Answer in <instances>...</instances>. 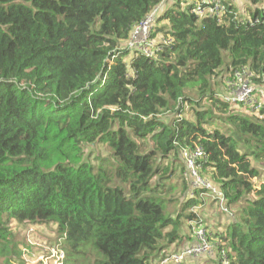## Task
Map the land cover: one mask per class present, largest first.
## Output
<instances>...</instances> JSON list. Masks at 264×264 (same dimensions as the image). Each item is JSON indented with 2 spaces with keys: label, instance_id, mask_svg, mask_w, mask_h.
I'll return each mask as SVG.
<instances>
[{
  "label": "trees",
  "instance_id": "trees-1",
  "mask_svg": "<svg viewBox=\"0 0 264 264\" xmlns=\"http://www.w3.org/2000/svg\"><path fill=\"white\" fill-rule=\"evenodd\" d=\"M221 1L218 21L188 0H0L1 256L15 254L11 221L57 225L62 264H156L193 243L179 233L199 194L186 168L174 214L163 195L181 148L197 144L200 172L227 207L222 232L201 222L207 238L228 264H264V175L254 164L264 163L263 90L246 116L214 86L242 66L263 81L264 4ZM162 2L151 27L160 49L128 48L133 26ZM98 145L109 157L95 166L85 149Z\"/></svg>",
  "mask_w": 264,
  "mask_h": 264
},
{
  "label": "built area",
  "instance_id": "built-area-1",
  "mask_svg": "<svg viewBox=\"0 0 264 264\" xmlns=\"http://www.w3.org/2000/svg\"><path fill=\"white\" fill-rule=\"evenodd\" d=\"M162 4L163 2L155 5L141 21L133 26L126 43L128 48L141 51L148 56L153 55L160 49L158 42L151 38V27L154 17ZM191 11L198 17L212 16L221 21V18L226 14L227 8L221 0H198L194 3ZM163 42H166V40H163ZM252 82L253 73L247 66L235 68L230 72L229 76L225 77V90L216 92L215 95H218L219 98L221 97L230 105L253 106L255 103L253 95L255 88ZM180 154L186 172L190 177L191 188L194 190L198 189L199 195H211V197L215 198L216 205L220 206L221 211L227 212L223 192L200 172L201 162L205 161L204 158H206L202 147L197 144L192 147H183L180 150ZM193 212L196 214V219L192 220L191 223L197 225L198 221H200L197 228L191 225L194 228V242L167 253L156 264H181L186 259L197 258L204 254L209 257L215 254L219 255L221 256L222 264H228L225 252L222 249L216 250L215 242L207 238V229L201 225V219L194 208ZM211 242H213V245ZM60 255L58 253L54 254L56 257L55 262H58V264H62L64 253L62 254L63 256L60 257Z\"/></svg>",
  "mask_w": 264,
  "mask_h": 264
},
{
  "label": "rangeland",
  "instance_id": "rangeland-1",
  "mask_svg": "<svg viewBox=\"0 0 264 264\" xmlns=\"http://www.w3.org/2000/svg\"><path fill=\"white\" fill-rule=\"evenodd\" d=\"M189 2H195V0H188ZM241 2V0H238ZM246 1L251 5L252 7L258 6L260 4H264V0H258V2L253 3L250 0H244L242 4L246 6ZM242 12H244L245 8H241ZM247 15V12H245ZM226 60H228L226 58ZM214 84V80H212ZM216 82V81H215ZM216 88L221 87L222 84H216L214 85ZM253 86L256 89H262V95H260V103L264 101V79L260 83H253ZM257 86V87H256ZM223 87L217 88L216 91L222 90ZM256 93H259L256 91ZM194 95V99H198L195 92H192ZM216 97H219L218 95H215ZM221 98V97H220ZM232 105V104H231ZM236 107H241L236 106ZM242 112L246 116H251L250 110H252V107L243 105ZM217 115L221 114L219 112L216 113ZM191 113L189 112L185 114L186 117H189ZM168 118L171 119L172 115L168 114ZM91 147V148H90ZM85 149V152L87 155H89V159L91 160L92 164H95V166L99 163V161L104 160L105 158L109 157L108 149L104 146H90ZM102 162V161H101ZM175 163L177 166L175 167L174 175L171 177L170 181L166 184L167 186L173 185V189L169 192L164 194L166 198L170 200L168 203V211L170 213H175L176 210L180 207V204L183 202V186L186 183L187 176L184 172L183 163L182 161H179L175 159ZM254 164L258 166L261 170L262 175H264V163H258L257 161H254ZM98 166V165H97ZM207 177V174L202 173ZM261 181H258V184ZM198 195V194H197ZM216 204L215 198L211 197V195L208 194H200V196H197V203L193 207L194 210L198 213L199 218L201 219V222L204 220L207 224L211 227H213L216 230H219L222 232L226 227V214L222 213L221 208L219 205L213 206V204ZM213 206V208H212ZM239 207L238 205L231 206L229 208V212L232 214L230 215V218L233 219L236 216V212ZM209 212V214H208ZM211 213V217H210ZM209 215V216H208ZM200 224V221H198L197 225ZM190 225V226H189ZM197 228V225L195 223H191L189 221H185L180 229V235L182 236V233L185 235H189L190 233L193 234L194 228L192 226ZM9 230L11 232V238L12 243L11 247L13 250H15V254L10 253L0 255V264H4L6 260L9 261L10 264H58L56 261V257L54 254L58 253L63 256V251L59 249L58 243L62 241L61 234L59 232V229L57 225L50 224V223H43V224H35V225H19L15 221H11L9 223ZM194 235V234H193ZM221 239V238H220ZM176 244L178 243L175 242ZM14 244V245H13ZM213 245V242H211ZM175 244L171 245V250L174 249ZM176 250V249H175ZM93 262L92 258H84L80 257V260L76 264H90ZM193 261H191L192 263ZM61 264V263H59ZM186 264V263H185ZM193 264V263H192ZM210 264V263H208ZM213 264V263H211Z\"/></svg>",
  "mask_w": 264,
  "mask_h": 264
},
{
  "label": "crops",
  "instance_id": "crops-1",
  "mask_svg": "<svg viewBox=\"0 0 264 264\" xmlns=\"http://www.w3.org/2000/svg\"><path fill=\"white\" fill-rule=\"evenodd\" d=\"M235 2L237 3V4H241V3H243L244 2V0H241V2H239L238 0H235ZM246 2H248V1H246ZM239 8H240V6H239ZM221 84H222V87H223V89L222 90H218V91H216V92H220V91H224L225 90V78H224V81L223 82H221ZM197 196H200L199 194L197 195ZM216 204L214 203L213 204V206H215ZM213 206H212V208H213ZM208 214H209V212H208ZM209 216V215H208ZM210 217H211V213H210ZM207 221L208 220H206V225L209 227V228H211V230L213 231V233H211V234H214V233H219L220 231L219 230H216V229H214L213 227H211V226H209L208 224H207ZM226 221H227V219H226ZM184 245L183 246H186V245H189V244H192L191 243V240H187V241H185L184 243H183ZM175 248V247H174ZM178 248V247H177ZM180 248V247H179ZM177 250V249H176ZM216 251V250H215ZM214 256H216V255H214ZM210 258V257H209ZM215 259H216V257L215 258H213L212 260L211 259H208V257H204V256H200V257H197V258H192V259H186L182 264H208V263H213V264H216V262H215ZM191 261H193L192 263H191Z\"/></svg>",
  "mask_w": 264,
  "mask_h": 264
}]
</instances>
